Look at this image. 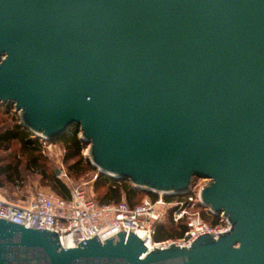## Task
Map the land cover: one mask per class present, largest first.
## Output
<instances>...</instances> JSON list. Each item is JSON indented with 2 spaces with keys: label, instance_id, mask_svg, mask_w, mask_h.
<instances>
[{
  "label": "water",
  "instance_id": "95a60500",
  "mask_svg": "<svg viewBox=\"0 0 264 264\" xmlns=\"http://www.w3.org/2000/svg\"><path fill=\"white\" fill-rule=\"evenodd\" d=\"M46 141L78 126L100 174L230 229L149 248L110 227L0 219V264H264V0H0V104ZM60 174V170H56Z\"/></svg>",
  "mask_w": 264,
  "mask_h": 264
},
{
  "label": "built area",
  "instance_id": "2783aa9c",
  "mask_svg": "<svg viewBox=\"0 0 264 264\" xmlns=\"http://www.w3.org/2000/svg\"><path fill=\"white\" fill-rule=\"evenodd\" d=\"M202 187L196 190L194 186L192 192L184 196H166L162 193L156 194L157 198L147 196L135 206L129 205L126 200L99 204L83 186L72 188L70 199L44 189L37 190L24 201L10 200L0 193V219L29 228L56 231L64 248L78 247L83 240L101 235L110 227H120L127 234L133 229L146 244L190 246L203 234L218 236L230 229V223L223 214L218 216L219 222L215 225L203 220L199 209ZM168 214L175 222H185L187 229L177 240L157 243L153 239L156 223L163 221Z\"/></svg>",
  "mask_w": 264,
  "mask_h": 264
},
{
  "label": "trees",
  "instance_id": "16d2710c",
  "mask_svg": "<svg viewBox=\"0 0 264 264\" xmlns=\"http://www.w3.org/2000/svg\"><path fill=\"white\" fill-rule=\"evenodd\" d=\"M7 107L11 109L10 105ZM78 132L79 127L75 126L69 136L61 138L65 150L63 161L68 165L70 175L81 176L88 171L97 172V168L82 153L83 142ZM14 142L18 143L17 150L12 149ZM48 159L39 138L33 137V133L20 123L0 127V193L3 192L10 197L11 192L24 191L29 179L38 176L51 192L62 198L70 199L71 189L81 185L65 182L50 166ZM94 186L98 191L96 201L99 204L120 202L124 199L131 206L142 202L137 199L138 191L127 181H117L104 174H98ZM148 195L157 198L156 195ZM199 209L206 222L212 225L219 222L218 217L203 207L200 206ZM186 229L185 222H175L171 214H168L163 221L156 223L153 239L155 242L176 240L184 235Z\"/></svg>",
  "mask_w": 264,
  "mask_h": 264
},
{
  "label": "rangeland",
  "instance_id": "374dc122",
  "mask_svg": "<svg viewBox=\"0 0 264 264\" xmlns=\"http://www.w3.org/2000/svg\"><path fill=\"white\" fill-rule=\"evenodd\" d=\"M9 105L11 106V109H9L7 107ZM15 118H17L18 121L15 120ZM16 122L20 123V117H19V113L16 111L15 105L12 103L0 104V127L14 125ZM67 136H69V135H67ZM78 136L79 137L81 136L80 129L78 132ZM33 137L38 138L34 134H33ZM39 140L42 143L43 149L45 150V153L49 158L48 160H49L50 166L54 170H57V169L60 170V174H58V176L63 178V180L65 182H68L69 184L73 183L75 185L83 186L85 188L87 194L96 200L97 195H98V191L95 190L94 184H95V180H96L98 174H100L99 170L97 169V172L88 171V172L82 174L81 176H76L74 174L70 175L69 170H68V165L66 163H64V161H63V155L65 152L64 142L61 139L46 141V140H43L42 138H39ZM89 146H90L89 144L85 145V143L83 142L82 153L85 157L89 158V160H90L89 152H88ZM18 147H19L18 143L14 142L12 145V149L17 150ZM2 154H4V153L2 152ZM62 172L64 174H66L67 176L63 175ZM207 182H208V179H204V178L203 179H197L195 181L194 186H196V190H197V188L204 186ZM39 189L51 191L50 188L48 186H46L41 181L40 177L35 176V177H31L29 179V183L27 184L24 191L11 192L9 194L10 197H7V194L5 195V193H3V192H2V194L8 199H12L15 201H24V200H27L28 198H30ZM147 196H150V195H148V193L138 191L137 199L143 200Z\"/></svg>",
  "mask_w": 264,
  "mask_h": 264
},
{
  "label": "bare ground",
  "instance_id": "6f19581e",
  "mask_svg": "<svg viewBox=\"0 0 264 264\" xmlns=\"http://www.w3.org/2000/svg\"><path fill=\"white\" fill-rule=\"evenodd\" d=\"M89 150H90V146L88 147V152H89ZM147 244H148L149 248H153L156 246L153 242H148Z\"/></svg>",
  "mask_w": 264,
  "mask_h": 264
}]
</instances>
